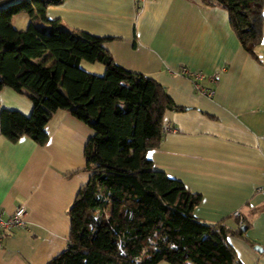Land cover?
Instances as JSON below:
<instances>
[{
    "label": "crops",
    "instance_id": "0c3cea01",
    "mask_svg": "<svg viewBox=\"0 0 264 264\" xmlns=\"http://www.w3.org/2000/svg\"><path fill=\"white\" fill-rule=\"evenodd\" d=\"M46 15L106 36L117 63L154 77L184 106L166 111L162 139L148 155L156 168L200 193L199 217H227L232 227L249 219L245 233L255 243L239 235L229 240L245 264H264V252L254 247L264 248V29L251 54L227 9L202 0H63L50 3ZM81 64L100 71L95 63ZM184 65L203 71V85L215 92L198 90ZM3 106L29 113L32 100L2 85L0 111ZM47 128L44 144L26 134L11 140L0 130V206L6 213L18 205L27 210L26 224L0 244V264H44L66 246L67 208L89 177L84 145L93 129L66 109L56 110Z\"/></svg>",
    "mask_w": 264,
    "mask_h": 264
},
{
    "label": "trees",
    "instance_id": "16d2710c",
    "mask_svg": "<svg viewBox=\"0 0 264 264\" xmlns=\"http://www.w3.org/2000/svg\"><path fill=\"white\" fill-rule=\"evenodd\" d=\"M63 0H10L0 5V86L10 85L32 100L29 113L3 106L0 130L44 144L47 123L66 109L93 132L84 145L83 182L67 208L66 246L44 264H245L229 235H246L249 219L232 227L225 217L207 221L194 212L200 193L154 166L170 108L181 109L165 86L144 72L117 63L106 36L63 25L46 15ZM228 11L240 43L251 54L264 29V0H202ZM29 22L18 28L15 13ZM101 61L104 71L84 67ZM70 175V173H65ZM245 224V225H242Z\"/></svg>",
    "mask_w": 264,
    "mask_h": 264
},
{
    "label": "built area",
    "instance_id": "2783aa9c",
    "mask_svg": "<svg viewBox=\"0 0 264 264\" xmlns=\"http://www.w3.org/2000/svg\"><path fill=\"white\" fill-rule=\"evenodd\" d=\"M138 2L141 0H137ZM182 71L191 76L195 87L203 93L213 94L215 92V88L213 86L207 87L204 86L202 81L205 78V74L201 70L191 71L187 66H182ZM212 81L215 80L214 76L209 77ZM166 128V127H165ZM259 189H264V185H261ZM26 206L18 205L15 209L6 213L4 209L0 206V244L3 242L5 236L12 232L15 228L24 226L26 224ZM233 215H240V210L236 209L233 212Z\"/></svg>",
    "mask_w": 264,
    "mask_h": 264
},
{
    "label": "rangeland",
    "instance_id": "374dc122",
    "mask_svg": "<svg viewBox=\"0 0 264 264\" xmlns=\"http://www.w3.org/2000/svg\"><path fill=\"white\" fill-rule=\"evenodd\" d=\"M13 16H14L15 26L17 25L16 27H18V26H21V27H18V28H26L27 27L28 22H29V14H28V12L20 11V12L15 13ZM19 19H21V20H19ZM82 61H84L85 63H95V67L96 68H100V71L97 70V69L96 70L89 69V70H92V71L97 72V73H102L104 71L105 67L103 69H101L102 66H103V63L101 61H99V60L90 61V60H87V59H83ZM84 67H86V66H84ZM225 218H227V217H225ZM158 264H169V262L167 260H161Z\"/></svg>",
    "mask_w": 264,
    "mask_h": 264
},
{
    "label": "water",
    "instance_id": "95a60500",
    "mask_svg": "<svg viewBox=\"0 0 264 264\" xmlns=\"http://www.w3.org/2000/svg\"><path fill=\"white\" fill-rule=\"evenodd\" d=\"M8 1H10V0H0V5L6 3V2H8ZM254 247L257 248L259 251L264 252V248H263L261 245H259L258 243H256V244L254 245Z\"/></svg>",
    "mask_w": 264,
    "mask_h": 264
}]
</instances>
